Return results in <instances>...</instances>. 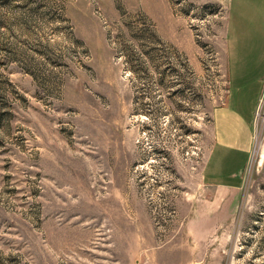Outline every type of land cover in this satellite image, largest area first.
I'll use <instances>...</instances> for the list:
<instances>
[{
    "label": "rangeland",
    "instance_id": "rangeland-1",
    "mask_svg": "<svg viewBox=\"0 0 264 264\" xmlns=\"http://www.w3.org/2000/svg\"><path fill=\"white\" fill-rule=\"evenodd\" d=\"M227 0H0V264H264V83L240 204L205 231Z\"/></svg>",
    "mask_w": 264,
    "mask_h": 264
},
{
    "label": "crops",
    "instance_id": "crops-1",
    "mask_svg": "<svg viewBox=\"0 0 264 264\" xmlns=\"http://www.w3.org/2000/svg\"><path fill=\"white\" fill-rule=\"evenodd\" d=\"M223 35L226 96L210 116L201 185L210 199L189 218L208 231L233 218L253 146L252 123L264 83V0H227Z\"/></svg>",
    "mask_w": 264,
    "mask_h": 264
}]
</instances>
